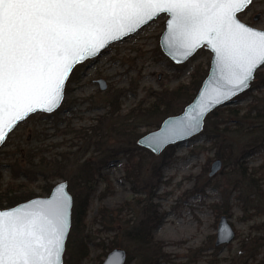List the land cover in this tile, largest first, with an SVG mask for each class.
Wrapping results in <instances>:
<instances>
[{"label": "rangeland", "instance_id": "374dc122", "mask_svg": "<svg viewBox=\"0 0 264 264\" xmlns=\"http://www.w3.org/2000/svg\"><path fill=\"white\" fill-rule=\"evenodd\" d=\"M257 15L260 18L254 20ZM238 17L264 30V0H253ZM168 18L161 16L110 46L100 57L78 65L60 108L52 114L29 117L0 150L2 188L9 189L11 184L28 187L40 197L48 196L42 191L46 183L50 187L63 180L70 184L77 160L80 164L100 159V152L91 146L93 141L102 142L100 151L105 153L129 148L134 161L142 162L136 185L128 178L135 169L127 170L128 159L123 153L101 168L83 231L77 238L70 230L64 261L83 241L88 256L80 264H103L117 247L132 256L130 264H138L143 252L125 233L143 219L146 200L151 197L149 201L162 214L153 236L164 244L152 264H264V118L256 117L257 112L243 117L251 107H264V67L249 91L217 110L221 129L227 128L219 139L210 138L206 124L200 135L168 149L171 158L161 164L163 153L154 155L137 144V136L130 135L156 130L142 127V122L135 124L128 118L132 111L137 114L139 108L147 109L156 93L188 85L196 72L200 77L210 68L212 53L205 48L183 65L164 55L160 37ZM100 79L106 81L107 90L100 89ZM231 109L234 115L229 113ZM223 149L226 162L219 157L225 155ZM218 159L223 162L222 169L210 177L211 166ZM48 163L56 169L40 166ZM158 167L159 174L155 171ZM58 173L65 177L45 182L47 174ZM105 210L116 212L110 227L100 222L99 213ZM222 215L228 217L236 237L229 245L215 247ZM145 255L150 258L151 253Z\"/></svg>", "mask_w": 264, "mask_h": 264}, {"label": "snow or ice", "instance_id": "6c2138e0", "mask_svg": "<svg viewBox=\"0 0 264 264\" xmlns=\"http://www.w3.org/2000/svg\"><path fill=\"white\" fill-rule=\"evenodd\" d=\"M252 0H0V143L22 110L53 111L77 58L94 56L164 12L171 15L166 47L184 55L202 43L216 54L236 92L264 63V32L235 13ZM170 42V43H169ZM215 102V101H214ZM205 108L197 113L199 116ZM61 189V193H62ZM68 197L0 213V264H62ZM114 264H118L114 261Z\"/></svg>", "mask_w": 264, "mask_h": 264}, {"label": "trees", "instance_id": "16d2710c", "mask_svg": "<svg viewBox=\"0 0 264 264\" xmlns=\"http://www.w3.org/2000/svg\"><path fill=\"white\" fill-rule=\"evenodd\" d=\"M209 73V69L206 71V73L199 77L197 72L193 75V78L191 82L188 85H180L179 87L173 89V90H164L161 93H156L154 96L155 101L152 103L147 109H144L142 111V108H139V113H135L134 111L131 112V115L128 116V118H131L135 124H138L140 122L142 127H154L156 130L160 128L162 122L170 117L175 116L183 112L184 108L193 101V99L196 97L197 93L199 92L201 85L204 81V79L207 77ZM198 75V76H197ZM257 76V73H256ZM255 76V79H256ZM254 83V82H253ZM251 84V87L253 85ZM118 108V107H117ZM233 109L229 111L231 115H234ZM257 112L255 115L259 118H264V107L260 108L259 106L251 107L246 115H243V117H248L250 114H253ZM218 112L217 110L212 112L205 121V125L207 124L206 132L209 133V136L211 139H219L222 136V131L224 132L226 129H221V124L218 119ZM238 113H235V115ZM218 120V121H217ZM136 128L139 127V125L135 126ZM212 129H211V128ZM210 128V129H209ZM205 129V126H204ZM138 131V130H137ZM150 132H147L148 134ZM146 134L142 135H135L134 131L130 134L131 136H137L138 140L143 137ZM214 135V136H213ZM91 146H94L97 152H100V159L96 162H91L88 160H82V163L79 164L80 159L77 160L76 166V175H75V181L70 180L69 184V192L72 194L74 199V205L72 209V234L74 233L77 238L81 236V233L83 231L84 226H82V223L85 221V218L87 216V212L89 209V203L91 200L92 195L95 192V187L97 186V180L99 177H101L100 171L101 168L104 166H107L109 164V160L114 158L116 155L123 153L127 159H128V165L129 168L127 170H130L131 168L135 169V173H128V178L132 179L134 182L133 184L136 185L139 180V174L141 168H142V162L139 160L134 161V154L131 149L120 147L116 151H110L105 153L100 151V148L102 146V142L99 141H93L91 143ZM173 146L168 147L163 152V159L162 163L164 164L168 159L171 158V155H167L168 149H171ZM225 155H219L221 159H223L225 162L228 161L226 151ZM30 161L29 168L32 173V168L34 167ZM43 163V161L41 162ZM42 167H48L51 169H56V165L53 163H48V165H42ZM58 170V169H57ZM156 173L159 174L160 167H158L156 170ZM26 177L30 178L29 172L23 173ZM39 174L44 175L42 171H40ZM52 174V173H51ZM47 174L45 176V182L50 181L55 178H64L65 176L63 174H54L51 176ZM21 175V176H24ZM2 181V175L0 174V209H8L15 207L16 205L29 201L33 198L40 197L39 194H36L35 191L30 190L28 187H20L16 186L14 184H11L9 186V189L2 188L1 185ZM54 186L50 187L49 183H46L45 186L42 187V191L46 193V195H50L52 189ZM4 189V190H2ZM76 190V192H75ZM152 198L146 200V206L143 210V219L137 224L133 225L126 233L125 236L128 240L132 241L134 244L139 246L140 250L143 252V255L140 259V262L138 264H152V260L155 259L156 256H158V253L163 250V243H158L155 241L153 233L154 230H156L162 221V214L159 211V208L151 203ZM121 209L119 210V212ZM115 210H105L102 211V213H99V217L101 219L100 222L108 223L109 227L110 224L113 222V214ZM108 227V226H107ZM71 234V237H72ZM69 240V237H68ZM67 240V243H68ZM82 241V240H81ZM66 243V247H67ZM70 246V245H69ZM71 247V246H70ZM77 251H72L70 253L69 260L64 261V264H80L83 259H85L88 256V251L85 246H83V241L81 244L77 246ZM150 252V258L149 255H145L147 252ZM132 261V256H129L128 263L130 264Z\"/></svg>", "mask_w": 264, "mask_h": 264}, {"label": "water", "instance_id": "95a60500", "mask_svg": "<svg viewBox=\"0 0 264 264\" xmlns=\"http://www.w3.org/2000/svg\"><path fill=\"white\" fill-rule=\"evenodd\" d=\"M253 1V0H252ZM249 7V5H248ZM247 7V8H248ZM247 8H245L241 12L235 13L236 19L242 23L243 25L249 26L252 29L264 32V30L252 27L243 21H241L238 17L239 14L243 13ZM168 15V20L166 21V27L163 34L160 37V48L164 55L169 58L174 64L176 65H183L188 62L196 53L205 48L206 50L212 53V58L210 62V69L207 77L204 79L199 92L197 93L196 97L193 99L191 103H189L178 115L170 116L166 118L159 129L152 131L143 137H141L137 144L149 150L156 156L161 155L168 147L174 146L176 144L185 142L197 135H200L205 126L206 118L214 111L227 107L231 105L234 100L245 94L247 91L250 90L251 84L255 81L256 73L264 67V63L260 64L254 71V78L248 83L247 87H244L240 91L231 92V85L228 84L226 76V71L222 70L217 66L216 61V54L214 51L211 50L210 46L207 43H202L199 47L195 48L190 55L185 56L184 49L176 48V47H166L165 46V38L168 36L170 29L168 28V24L171 21L172 17L168 13L161 12L154 18L148 20L142 26H139L135 32L123 35L119 40H113L106 42L104 47H101L97 50V54L94 56H85L84 58H77L76 62L72 64L71 69L69 70L63 85H62V95L61 98L57 101V105L53 111H44L41 109H37L34 112H27V110H22L19 115L21 119L13 120L12 121V130L7 132L6 138L3 143H0V150L4 146L5 142L11 135L13 131L23 122H25L29 117L38 113H46L52 114L53 112L57 111L63 103L65 98V89L66 85L74 71V69L89 60L96 59L103 55L105 51L112 45L122 42L129 38L130 36L135 35L140 30L144 29L145 27L149 26L154 21L158 20L161 16ZM260 18L259 15L255 16L254 20H258ZM170 43V42H169ZM100 85V89L102 91L107 90V83L105 80L100 79L97 81ZM215 101V102H214ZM201 108H205L206 110L203 112L202 115L199 116V124L196 126L195 120L197 118V113L201 110ZM223 166V162L221 160H216L211 166L210 177L216 175ZM69 183L67 181H60L56 184L50 195L44 197H36L29 201L20 203L15 207L8 208V209H0V213L5 212H16L19 210H30V211H40V209L34 207L36 205H40L43 202L53 201L57 198L58 195H64L68 197V227L66 230V237L64 240V250L61 257L62 264H64V254L66 250V243L70 234L71 226H72V209L74 205V199L72 194L69 192ZM61 189L63 190L61 193ZM236 237V232L232 224L229 222V219L226 215H222L220 217V221L218 224V231H217V239L215 242V247H223L226 245L231 244ZM129 258V253L126 249L117 247L114 248L111 252L108 253L107 257L105 258L103 264H114V261H117L118 264H127Z\"/></svg>", "mask_w": 264, "mask_h": 264}]
</instances>
